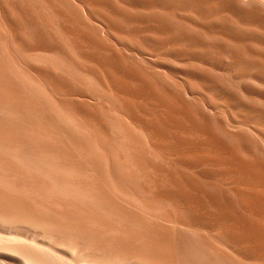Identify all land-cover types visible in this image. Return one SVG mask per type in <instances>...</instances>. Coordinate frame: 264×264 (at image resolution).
<instances>
[{
	"label": "bare ground",
	"instance_id": "1",
	"mask_svg": "<svg viewBox=\"0 0 264 264\" xmlns=\"http://www.w3.org/2000/svg\"><path fill=\"white\" fill-rule=\"evenodd\" d=\"M0 264H264V0H0Z\"/></svg>",
	"mask_w": 264,
	"mask_h": 264
}]
</instances>
